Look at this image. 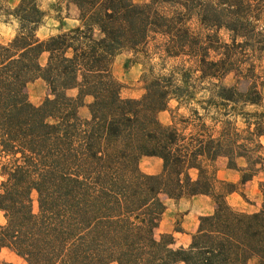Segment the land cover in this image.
<instances>
[{
	"label": "trees",
	"instance_id": "trees-1",
	"mask_svg": "<svg viewBox=\"0 0 264 264\" xmlns=\"http://www.w3.org/2000/svg\"><path fill=\"white\" fill-rule=\"evenodd\" d=\"M62 1L78 25L40 40L37 0H0V19L16 23L0 41V254L20 264H264V181L257 211L229 202L264 172V111H244L263 104L264 0ZM158 38L162 60L181 63L167 74L150 66L143 94L122 98L115 57L146 54ZM38 78L48 94L34 105L26 89ZM172 100L195 107L164 124ZM143 157L160 172L142 173ZM218 158L237 182L217 177ZM198 196L212 211L174 248L172 232L157 235L163 198Z\"/></svg>",
	"mask_w": 264,
	"mask_h": 264
},
{
	"label": "rangeland",
	"instance_id": "rangeland-1",
	"mask_svg": "<svg viewBox=\"0 0 264 264\" xmlns=\"http://www.w3.org/2000/svg\"><path fill=\"white\" fill-rule=\"evenodd\" d=\"M135 2H143L145 0H134ZM18 0H8L7 4L14 7ZM40 9L45 13L42 24L39 26L36 35L40 40H44L50 36H54L63 31L69 30L78 25V11L73 5L66 6L62 0H37ZM16 33V23L12 21L4 22V18L0 19V41L6 42L14 37ZM223 39L226 35L221 33ZM161 39L151 41L148 45L146 54L138 53L133 55L130 52H122L117 55L113 61L112 72L114 77L121 84L120 96L124 99H137L144 90V81L146 75L149 73V67L154 68V74H167L176 65L181 63V59H163V56L157 52V43ZM148 53V54H147ZM129 60L125 68L126 61ZM46 56L42 55L39 59L41 65H44ZM162 64L165 66L162 67ZM258 72L261 75L260 81L264 84V60L259 63ZM236 78L233 74L227 75L223 80V84L230 86L235 82ZM244 84V83H243ZM243 86V85H242ZM28 100L34 104L39 105L48 94L46 84L41 79H36L27 86ZM263 95V104L261 107L247 106L245 112L264 111V86L261 89ZM71 95L75 91L70 92ZM203 97L202 93L197 95L198 99ZM91 101L86 98V104ZM195 107L194 104L189 106L181 105L177 107L175 100L169 103L167 111L159 114V119L162 123L168 124L171 120L177 121L181 117L189 116V109ZM86 111L82 109V114ZM201 112V110H199ZM239 127H243L241 119L238 118ZM264 144V138L261 139ZM240 168L246 167L243 160H237ZM216 175L220 180L237 182L239 174L227 168V160L225 158H218L214 163ZM139 169L145 174H157L161 170V161L156 157H143L139 161ZM264 181V172H260L251 181L247 182L242 187V192L245 199L239 194L234 193L229 197L231 206L237 210L254 212L257 211L261 204V194L259 190V183ZM166 205L161 224L157 230V235L162 233H173L175 236L174 248L186 247L190 242V236L193 234L198 226L200 216L209 214L212 211L213 204L207 197L198 196L192 199H182L178 202L163 198ZM33 206L36 210L35 196H33ZM3 219L0 215V224ZM182 229V233H175V229ZM0 260L11 262L13 264H20V260L9 251H3L0 254Z\"/></svg>",
	"mask_w": 264,
	"mask_h": 264
}]
</instances>
